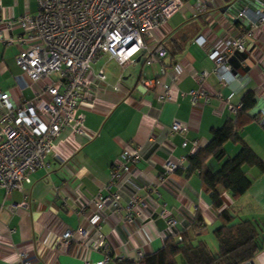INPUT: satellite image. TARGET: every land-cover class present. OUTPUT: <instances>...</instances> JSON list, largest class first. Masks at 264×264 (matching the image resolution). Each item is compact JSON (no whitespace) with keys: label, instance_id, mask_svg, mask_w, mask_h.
Masks as SVG:
<instances>
[{"label":"crops","instance_id":"0c3cea01","mask_svg":"<svg viewBox=\"0 0 264 264\" xmlns=\"http://www.w3.org/2000/svg\"><path fill=\"white\" fill-rule=\"evenodd\" d=\"M206 1L204 12L195 6V0L188 2L179 11L182 18L172 24L179 12L175 13L166 23L164 35L155 33V39L166 46L167 57L148 65L144 53L138 54L135 62L126 67L124 82L117 89L114 85L121 70L118 61L102 55L94 62L90 79L96 103L93 109H83L84 125L89 131L75 133L64 129L55 139L45 165L32 174V181L22 191L7 193L0 188V264H22L21 251L27 253L31 264H98L105 257L99 246L102 240L112 252L104 264H114L116 259L138 260L139 251L148 253L160 248L165 238L186 227L197 211L205 224L197 240L207 241L217 251L213 231L220 224L219 209L204 191L199 175H186L183 171L188 160L182 171L164 180L165 148L170 142L174 157L187 159L193 140H198L199 146L206 144L212 138L213 128L236 117L248 90L254 91L260 106L264 105V25L248 44L250 53L236 52L230 56L232 71L227 73V85L219 82L206 51L211 46H221L223 38L236 34L233 18L239 8L264 6V0H235L233 5L234 0ZM38 8L37 0H0V15L6 18L36 13ZM199 34L207 36L205 47L194 41ZM17 51V46L0 43V90H10L12 97L22 102L41 85L31 83L22 72L16 61ZM162 65L170 74L181 73L180 81L172 89L174 99H159L160 87L148 91L137 87L140 77L159 76ZM204 70L209 72L207 87L211 96L207 103L193 105L188 92L198 87L194 73ZM98 72L106 75L105 81L97 79ZM169 78L170 75L165 76ZM175 120L190 125L187 147L183 146V135L169 134ZM240 137L264 161V127L252 120L240 131ZM127 144L139 145L140 159L130 173H122L118 182L110 186L111 169ZM240 146L226 143L227 156H234ZM222 162L210 159L208 165L217 170ZM245 172L252 180L250 188L237 200L224 191V204L237 212V220L254 221L263 235V248L242 264H264V171L246 166ZM131 188H136L141 198H153L159 206L176 213L180 217L178 225L169 226L158 215L159 207L155 205L140 206L133 221H128L125 205ZM117 192L121 195L120 210L110 206L109 200L102 209L97 207L95 199L99 195L108 197ZM26 197L30 205H18ZM66 229L75 232L69 244L62 241ZM81 229L84 231L80 232ZM179 263L186 264L182 257Z\"/></svg>","mask_w":264,"mask_h":264},{"label":"built area","instance_id":"2783aa9c","mask_svg":"<svg viewBox=\"0 0 264 264\" xmlns=\"http://www.w3.org/2000/svg\"><path fill=\"white\" fill-rule=\"evenodd\" d=\"M37 1L39 8L36 13L14 18L0 15V43L18 47V66L31 83L41 85L40 89H34L35 94L31 98L22 102L16 101L10 90H0V188L7 193L22 191L25 184L32 181V174L45 165L55 139L64 129L70 128L75 133L89 131L84 125L83 109H93L96 103V92L90 79L94 62L102 55L118 61L121 70L118 83L114 85L117 89L118 84L124 82L126 67L135 62L138 54L144 53L148 65L164 59L168 55L167 48L155 39V33L159 31L164 35L166 23L191 0ZM206 4V0H195V6L201 12L206 11ZM233 22L235 35L223 38L219 47L206 48L214 63L213 71L222 85L228 84L227 73L232 71L230 56L236 52L250 53L248 44L255 31L264 25V6H242ZM194 41L205 47L208 39L205 34H199ZM166 75H170L169 80L165 79ZM194 75L198 87L188 92L192 104L207 103L211 96L207 87L209 72L204 70ZM97 79L105 81L106 75L98 72ZM180 79V72L170 74L162 65L159 76L140 77L137 87L142 91L160 87L159 99H174L172 89ZM217 95L222 97L221 92ZM256 120L264 127V105L257 108ZM189 129V124L175 120L169 134L183 135V146L187 147ZM191 143L190 154H193L199 148V142L193 140ZM167 144L163 173L166 181L187 160L185 156L175 158L172 153L174 146L170 142ZM139 148L135 144L126 145L111 169L110 186L118 182L122 173L131 172L132 166L140 159ZM135 189L131 188V197L125 205L128 221H133L140 206L152 208L155 205L159 207L158 215L165 218L169 226L178 225L180 217L176 213L159 206L153 198H141ZM120 197L118 192L108 197L99 195L95 203L102 209L109 200L110 206L120 210ZM18 205L28 207L29 198ZM193 219L194 215L191 216ZM74 234L73 230L66 229L62 241L69 244ZM99 246L105 257L98 264H104L112 252L104 240ZM144 254L139 251L138 260ZM19 255L22 264H31L26 252L21 251Z\"/></svg>","mask_w":264,"mask_h":264},{"label":"trees","instance_id":"16d2710c","mask_svg":"<svg viewBox=\"0 0 264 264\" xmlns=\"http://www.w3.org/2000/svg\"><path fill=\"white\" fill-rule=\"evenodd\" d=\"M260 105L254 91L248 90L242 97L236 117L227 119L222 127L213 128L211 140L187 156L188 166L183 171L186 175H199L204 191L210 195L214 207L219 209L217 218L220 224L213 231L217 251L207 241L197 240L205 225L201 212L197 211L194 219L181 231L167 236L160 248L145 253L137 261L116 259L114 264H180L181 257L186 264H242L254 258L263 248V235L254 221L236 219L237 212L224 204L223 192H230L237 200L252 184L245 167L256 166L264 171L263 159L240 137L245 125L256 120ZM230 141L241 145L232 157L227 156L225 148ZM210 159L223 161L221 167L212 170L208 165ZM177 171H182V167Z\"/></svg>","mask_w":264,"mask_h":264},{"label":"rangeland","instance_id":"374dc122","mask_svg":"<svg viewBox=\"0 0 264 264\" xmlns=\"http://www.w3.org/2000/svg\"><path fill=\"white\" fill-rule=\"evenodd\" d=\"M181 18H182V16H181V13L179 12L178 14H176V15L172 18L171 23H172V24H175V23L178 22ZM180 262H181V261H180Z\"/></svg>","mask_w":264,"mask_h":264}]
</instances>
